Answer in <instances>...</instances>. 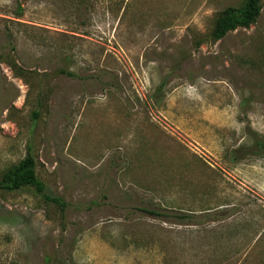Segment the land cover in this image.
I'll use <instances>...</instances> for the list:
<instances>
[{
    "label": "rangeland",
    "instance_id": "obj_1",
    "mask_svg": "<svg viewBox=\"0 0 264 264\" xmlns=\"http://www.w3.org/2000/svg\"><path fill=\"white\" fill-rule=\"evenodd\" d=\"M244 3L0 0V175L65 202L0 189V264H264V0L211 35Z\"/></svg>",
    "mask_w": 264,
    "mask_h": 264
},
{
    "label": "trees",
    "instance_id": "obj_2",
    "mask_svg": "<svg viewBox=\"0 0 264 264\" xmlns=\"http://www.w3.org/2000/svg\"><path fill=\"white\" fill-rule=\"evenodd\" d=\"M260 1L261 0H245L242 8H228L225 10L215 23L211 32L212 38L218 40L228 31L238 26H248L254 22L260 12ZM9 63L14 72L21 76V68H19L15 62ZM236 154L238 155L236 156ZM248 155L264 156V139L257 140L253 146L233 150L232 160L237 161L241 156ZM23 187H32L33 190L45 200L56 203L61 207L65 206V202L61 198L46 194L45 185L35 174V162L30 155H27L16 166H12L0 175V189L13 191L20 190ZM140 210L151 216H161L165 218V220L174 219L176 222L192 221L186 214L182 213L174 214L167 211L163 212L143 207L140 208Z\"/></svg>",
    "mask_w": 264,
    "mask_h": 264
}]
</instances>
